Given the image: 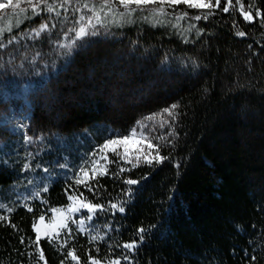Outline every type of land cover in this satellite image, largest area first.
I'll return each mask as SVG.
<instances>
[{
    "label": "trees",
    "instance_id": "1",
    "mask_svg": "<svg viewBox=\"0 0 264 264\" xmlns=\"http://www.w3.org/2000/svg\"><path fill=\"white\" fill-rule=\"evenodd\" d=\"M99 2L49 0L55 12L17 9L0 19V203L13 208H0L6 217L0 264H44L29 244L36 235L32 222L77 198L105 210L84 219L83 228L77 222L87 213L81 211L71 220V235L64 229L59 241L41 239L47 264H78L67 257L72 249L79 264L89 255L101 264L117 258L121 264H264V25L257 16V10L264 15V0H240L245 10L252 5L255 22L244 20L236 0L228 13L222 0L211 10L165 6L171 15L148 20L142 18L148 11L121 18L123 9L109 5L114 21H106L107 6L103 25L93 19L97 35L76 40L70 51L62 47L75 39L70 30L82 24L81 16L99 11ZM92 3L97 8L90 11ZM183 11L214 15L177 20ZM19 16L7 31L5 19ZM44 22L49 29L36 35ZM172 104L179 105L177 119L164 113L144 120ZM142 120L146 144L158 149L127 158L107 152L94 175L92 161L105 154L100 146L140 130ZM157 151L168 159L148 164L144 154ZM133 240L134 251L122 247Z\"/></svg>",
    "mask_w": 264,
    "mask_h": 264
},
{
    "label": "snow or ice",
    "instance_id": "2",
    "mask_svg": "<svg viewBox=\"0 0 264 264\" xmlns=\"http://www.w3.org/2000/svg\"><path fill=\"white\" fill-rule=\"evenodd\" d=\"M27 5L29 6L27 9L25 8H20V4H21V0H0V14H4L7 13L9 10H12L15 13L16 9H20V13H26L27 11H31L33 14L38 15L40 12L43 11H47L49 13L55 12V6L54 4H50L49 0H26ZM65 3H70L71 0H64ZM222 3V0H100L99 2V11H95L94 16H90L87 18L86 23L81 24V26L79 27V29H71L70 31L75 32V39H73L71 41V43L69 45H62V47H67L69 48V51L71 50V48L76 44V40L79 39H83L85 36L88 35H97L98 33L95 31L96 28V24L93 23V19L96 20L97 23L103 25V19L100 15V12H102L105 7L109 6V5H115L117 6V10L119 8H122L123 11H119V15L121 18L124 17H133L134 14L136 13H144L145 11H148V15H144L142 16L143 19L148 20L149 16H152L153 18L159 17V16H167V15H171V13L166 11L165 6L167 7H171L173 8V10L175 9V6L184 4L187 5L188 8L190 9H201V10H211L213 8H220ZM236 3L239 5V10L243 15V18L245 21L248 22H255V18L253 17V13H252V5L249 4L248 9L245 10L244 5L240 3V0H236ZM44 5L43 8H41L40 6ZM224 7L221 9V11H223L224 13H228L229 12V6L233 5V0H224ZM85 8H89V3H85L83 5ZM97 8V5L95 3H92V7L90 8V11L94 10ZM109 11H113V9L109 8ZM57 15H59V13H56ZM16 15H19V13H16ZM214 15V13L212 11H207V12H201L197 15H195L194 17H190L189 13L187 11H183L179 16L176 17L177 20H182L185 18H194L195 20L199 21L201 19H204L205 21L208 20L209 16ZM257 16H259L261 18V24L264 25V15H262L260 13L259 10H257ZM3 16L0 15V19H2ZM81 21L85 20V17L81 16L80 17ZM79 23V21H78ZM157 23L163 24L164 21H159L157 20ZM155 26V25H154ZM51 27H55V24H52ZM89 27H91V29H93L91 32L89 31ZM192 27H195L194 25H192ZM49 29V24L48 22H44L41 23L39 26V29L35 30L36 31V35L40 34V31L42 30H47ZM7 31H11V28H8ZM203 29H198L197 31V35H200L203 33ZM5 32V29L0 28V35H2ZM238 36L240 37H244L246 35V33L244 31H239L236 33ZM16 39L15 36H12L9 39V43L12 42V40ZM179 108L178 104H172L170 107L165 108L162 110V112L160 113H154L150 116H147L144 118V120L146 121H153L155 120L157 117L163 116L164 113H167V115L169 117L172 118V120H175L178 118L179 113L176 111V109ZM169 124L171 123V121H167ZM138 125L140 128V132L139 135L142 137L141 140L135 141L137 143V145L143 144L144 141L148 140V133H146L144 131V129H146L148 127V125L142 120V121H138ZM160 127H164V123L160 124ZM174 132L170 131L168 133L169 136H171ZM138 135L137 132V128L134 127L130 130V133L127 135H123V136H117L115 138H111L105 141V143L103 145L100 146V151H103L104 149H109L111 152L116 153L117 152V148L120 145L124 146V158H127L128 155L130 154V149L128 147V145L133 141V138H135ZM29 141L32 140L31 137L27 138ZM157 139L159 140H164L165 137L164 136H159L157 137ZM147 147L148 149H153V148H157L158 149V145H154L152 144L150 141L147 143ZM136 152L143 154V148L141 147H137L136 148ZM93 156L97 155V153H93ZM139 156H137V160H139ZM101 159H105L107 160L106 156L101 157ZM144 159L147 161L148 164H152L153 161H156L157 163H161L163 162L165 159H168V157L165 156H161L159 155V151H157V154L155 156H150L149 154H144ZM109 163H113L115 161H108ZM131 163V161H129ZM99 164V160H93L92 161V165H98ZM137 165L133 164V167H135ZM30 167V165H24L25 169H28ZM177 167H179V165L177 164ZM95 167H93V174L95 175ZM120 171H124L123 168L120 169ZM80 173H83V176L85 178H88L89 176V170L86 167H81L79 169ZM101 175L107 174V170L105 169L103 172L100 173ZM76 183L77 184H81L84 183V181L82 179L77 178L76 179ZM127 184L129 185H135L138 183L137 180L134 179H128L126 181ZM90 191L92 189H89ZM45 191H47V189H45ZM36 195L38 196L39 193H36ZM82 195V194H81ZM69 199H73L72 196L69 197ZM78 199V198H77ZM118 207L117 204H111V208L112 209H116ZM0 208H6L8 212H12L13 208L8 207L5 204L0 203ZM68 208L71 212H77L80 210V208H86L88 210L89 213H93L95 214V212L99 209L101 211H104V206L101 204H93L91 202L89 203H84L82 201H79V207H75L72 204L68 205ZM29 211H32L31 208H29ZM50 211L52 213H55L57 210L56 209H50ZM119 211L120 212H124L125 209L123 206H119ZM92 215H88L86 217L87 220L91 221L92 220ZM6 217L4 216H0V221L5 220ZM78 226L80 228H83L84 226V219H80L78 222ZM11 227L16 228L17 226L15 224H12ZM32 229L34 230V232L36 233L35 238H29V244L30 245H35L37 246V256L39 260H43L44 264H47V260L45 258L44 255V251L42 247H39L40 245V241L43 238H46L48 240V242L50 244L54 243V241H59L61 233L58 229L60 228H64L67 229V235H71V228L68 227V223H67V219L63 216L62 214V218L59 221V223H53V224H45V216L42 214L38 217V220H33L32 225H31ZM138 232L141 234L140 235V242L143 241L144 236L142 235L145 232V229L140 228L138 229ZM102 239V237H101ZM97 240L96 236H91L90 237V242L91 241H95ZM20 243H25V238L23 236L20 237ZM67 245V240H63V243L60 244L61 247L66 246ZM122 247L124 249H127L129 251H134L137 247H138V242L133 240L129 243H125L122 245ZM97 252H99V249H96ZM67 257H70L71 260L73 261H77L79 264V260L80 258L75 254V249L69 250L67 252ZM124 260H130V256L125 255L123 257ZM252 260H255L256 257L253 256L251 258ZM60 264H64V261L62 260L60 262ZM87 264H101V260L97 259L91 255L88 256V261ZM109 264H121V260L119 258L110 261Z\"/></svg>",
    "mask_w": 264,
    "mask_h": 264
},
{
    "label": "rangeland",
    "instance_id": "3",
    "mask_svg": "<svg viewBox=\"0 0 264 264\" xmlns=\"http://www.w3.org/2000/svg\"><path fill=\"white\" fill-rule=\"evenodd\" d=\"M24 2H26V1H25V0H21V3H24ZM20 5H21V4H20ZM109 8H111V6H110V7L108 6L106 11H108V13H112V14H110L109 16H107L109 20H106V19H105V20L108 21V22H111V21H114V19H115V14H114V12L109 11ZM111 9H113V8H111ZM16 10H17V9H16ZM113 10H114V9H113ZM12 13H13V11H12V10H9L7 13L0 14V15H2L3 18H5L6 16L11 15ZM83 17H85V20H84V21H81V20H80V22H81L82 24L86 23L88 16H87V15H83ZM5 20H6V26H5V28H11V26H12V24H13L12 21H16L15 24H17V23L20 21V16H19L18 18L16 17L14 20L11 19V18H9V17L6 18ZM95 23H96V22H95ZM80 26H81V25L78 26L77 30L79 29ZM42 31H43V30H42ZM89 31H90V32L92 31L91 27H89ZM40 32H41V31H40ZM34 33L36 34V31H35ZM137 132H138V135H137L135 138H133V141L128 145V147H129V149H130V154H132L133 152H136V148H137V147H141V148H143V150H144V149L147 150L146 148H148V147H147V144H146V141H144L143 144L137 145V143H136L135 141H138V140H141V139H142V137L139 135L140 130H137ZM103 152H104L105 154H101V155H100V159H98L100 164H102V163H101V161H102V160H101V157H103V156L108 157L107 152H111V151H110L109 149H104ZM117 152H120V153L124 154V146H123V145H120V146L117 148ZM130 154H129V155H130ZM100 166H102V165H100ZM94 167H96V165H95ZM92 168H93V167H92ZM95 169H97V167H96ZM102 169H103V167H102V168H98V169H97V172L100 171V170H102ZM19 198H20V197H19ZM79 201H82V202H84V203H87V202H85V201H83V200H80V199H73L72 202H71L70 204H72V205L75 206V207H79ZM81 211L86 212V213H87V216H88V215H92V217H94V215H95V214H93V213H89L88 210H87L86 208H80V210L77 211V212H71V211L69 210L68 206H67L66 208L59 209V210H57L55 213H53L52 216H51V218H52L51 220L45 217V224L47 225V224L59 223V221H60L61 218H62V214H63V216L67 219L68 227L72 229V227L70 226V224H71L70 221H71L72 218H74L76 215L81 214ZM95 213H96V212H95ZM82 219H86V217H83ZM92 219H93V218H92ZM86 221L88 222L89 220H86ZM58 230L60 231V233H62V232L64 231V228H60V229H58ZM42 239H44V238L42 237Z\"/></svg>",
    "mask_w": 264,
    "mask_h": 264
}]
</instances>
